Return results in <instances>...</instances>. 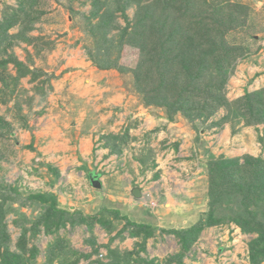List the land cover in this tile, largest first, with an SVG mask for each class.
I'll return each instance as SVG.
<instances>
[{
	"label": "rangeland",
	"instance_id": "obj_1",
	"mask_svg": "<svg viewBox=\"0 0 264 264\" xmlns=\"http://www.w3.org/2000/svg\"><path fill=\"white\" fill-rule=\"evenodd\" d=\"M236 1L247 4L249 16L243 28L227 35L229 42L233 41L244 48V54L239 55L229 69L223 89L226 97L231 100L243 96L246 92L264 87V0ZM90 2V0H37L35 11H42V15L40 20L34 24L36 28L29 34L41 35L51 42L50 49L45 52L46 62L44 63L46 65L41 59L36 60L38 66L47 67L49 72L51 71L53 78H56L54 73H59L68 63V60H64V56L69 51L73 52L72 58L78 60V63L87 64L96 69L84 47L93 39L82 28V15H80L91 11ZM6 5L17 7V2L16 0H0V16ZM126 12L129 17H132L134 7L128 8ZM117 21L120 26L125 24L123 17L118 18ZM16 30L13 28L11 32H16ZM13 50L22 60L25 51H32V48L21 42L14 46ZM120 62L133 67L137 62V50L127 45L124 46ZM9 67L14 72L12 65ZM103 73L106 74L103 80L107 79L105 85L110 92L112 94L120 92L124 97L121 104H112V107L108 106V108L99 105L107 100L109 94L106 93L107 95L102 96L101 99L95 98L97 106L101 107L100 111L94 112L92 102H89L90 104L86 107H83L86 103L83 105L77 103L75 110L87 111L85 115H82L84 118H79V115L69 112L63 113L59 110L61 107H55L50 110L55 117H50L48 120L53 126L55 124L51 122L52 120L56 121L57 117L62 119L59 125L61 133H58L59 138H57L59 141L63 140V137L73 139H75L74 136L81 137L82 135L92 137L94 147L85 160H82L83 156L79 154V148L75 150L76 153L74 149L65 152V156L69 159L76 156L80 164L85 162L86 166L83 169L96 168L98 172L100 171L97 178H101L102 186L97 188L91 185L86 174L80 171L83 169L78 162H76L77 165L71 163L63 165L65 173L74 172V177L65 176V173L60 175L59 165L55 163L60 160L58 156L62 155V152L55 151L54 160L50 157L49 149L43 146L50 135L47 136L45 133L47 125L45 115L41 116L45 111L44 107L49 105L46 96L53 89L42 95L33 86L37 82H30L29 76L28 78L22 77L20 80L19 90L24 88V92L20 93L16 99L11 97L12 102L0 103V182L17 186L24 195L35 191H45L49 188L48 190L57 197L59 207L66 210L73 211V208H78L84 211L85 205L89 203L93 205V208L89 209L88 214H94L97 209L101 208L110 210L107 212L110 214L116 209L120 215L127 213V217L156 226L158 228L156 236L153 240L149 239L147 250L141 251L139 255L162 264L163 260L170 259L169 256H175L180 247L174 235L161 233L159 229L173 226L187 227L208 209L206 165L209 153L215 156L223 154L227 157L244 154L264 156V124L245 125L240 119L238 122H226L221 127L210 126L213 120L223 115L224 112L220 109L207 121L198 119L192 124L179 115L175 120L170 121L162 109L145 106L140 101V95L134 92V79L130 73L122 76L114 69L103 70ZM72 75L65 77H72ZM42 77L38 78V81ZM65 77L62 78L63 83ZM59 89L62 90V88ZM98 93L96 92V95ZM41 107L43 108L39 110ZM18 112L26 116L25 118L21 116L24 122L16 115ZM91 113L94 116L90 115ZM147 119L151 120L147 121ZM25 123L29 126L28 129L25 128ZM74 125H76L75 128H73ZM233 128L235 132H232ZM126 132H128L127 144L118 147L119 151H109L101 160H98L97 155L100 148L110 149L105 146V137L109 134L124 135ZM77 141V139L74 140V144ZM53 148L55 150V147ZM109 155L114 157L111 163L107 161ZM137 157H146L147 162L154 161L151 163L155 165L141 170L142 165ZM54 169L59 171L57 175ZM156 174L157 177H155ZM75 175H81L82 178L79 179ZM162 176L165 179L156 184V190L150 189V193L146 186L154 181L158 183L157 180L159 178L161 180ZM71 178L72 181L69 180ZM165 185H168V189L172 191V196L175 195L173 204L183 202V200L188 203L190 209H187L190 210L192 217H184L187 220L186 224L181 221L183 219L181 215H187L186 210L181 213L172 211L167 215L163 207L160 210L158 200L166 190ZM135 186L141 187V198L133 196L131 190ZM182 188L191 192H185L188 193L185 197L176 196ZM189 194L190 197H188ZM88 197H92L93 201L88 200ZM13 206L17 207L18 204L14 202ZM19 209L31 218L38 213V209L24 207ZM15 217L13 213L6 217L12 249L16 247L15 242L21 231L11 222V219ZM120 217L119 222L124 216ZM60 234L70 246L81 252H89L91 255L93 254L92 245H107V247L98 246L100 253L92 255V257L100 256L103 261L108 260L107 250L123 253L131 245L123 241L118 243L116 237L111 236V233H108L98 223H95L92 229H88L84 224L73 229L67 226L65 229H60ZM31 235L32 231H29L28 237ZM252 237L254 234L242 233L234 224L209 227L200 233L192 246V251L183 257L181 263L174 259L171 262L172 264H248L247 242ZM31 238L29 245H37L40 249L32 264H45L43 251L52 237L41 232L36 235V238L35 236ZM92 260L94 258H91V261L81 259L77 264H95Z\"/></svg>",
	"mask_w": 264,
	"mask_h": 264
},
{
	"label": "trees",
	"instance_id": "obj_2",
	"mask_svg": "<svg viewBox=\"0 0 264 264\" xmlns=\"http://www.w3.org/2000/svg\"><path fill=\"white\" fill-rule=\"evenodd\" d=\"M90 1L91 11L80 14L82 28L93 39L84 45L88 58L98 69H114L122 76L130 73L134 92L140 95L145 106L162 109L170 121L177 115L192 124L198 119L207 121L220 109L223 115L210 126L221 127L240 119L245 125L264 124V87L232 100L223 90L229 69L244 54L243 46L229 42L227 35L247 23V4L236 0ZM16 2L17 7L4 6L0 16V103L12 102L11 97L16 99L24 92V88L19 90L22 77L29 76L30 82L36 81L33 86L42 95L52 90L53 76L35 65L37 58L46 62L45 52L51 42L41 35L29 34L36 28L34 24L40 20L42 11H35L37 0ZM130 7H134L132 17L126 12ZM121 17L125 21L122 26L117 21ZM13 28L16 32H11ZM21 42L32 48L25 51L22 60L13 50ZM126 45L137 50L133 67L120 62ZM16 115L24 122L26 116L20 112ZM127 134L107 135L105 146L110 147V152L119 151L118 147L127 144ZM137 159L141 170L155 165L151 163L154 161L147 162L146 157ZM206 166L208 209L187 227L159 229L161 233L174 235L180 247L175 256H169L162 264H172L173 259L181 263L204 229L231 224L242 233L254 234L247 242L248 264H264V156L227 157L209 153ZM58 172L54 169L56 175ZM48 189L24 195L17 186L0 182V264H32L40 249L29 245V241L41 232L52 237L43 251L45 264H77L100 253L98 246L107 247L92 245V255L78 251L68 244L60 229L67 226L73 229L81 224L92 229L98 223L111 233L121 222L119 211L107 214L110 210L105 208L87 214L80 209L66 210L59 207L57 197ZM14 202L17 207L13 206ZM22 207L38 209V213L34 218L28 217L19 209ZM10 213L16 215L11 222L21 230L14 249L10 247L7 231L6 217ZM122 220L124 223L115 237L127 231L130 237L140 241L123 253L107 250V261L100 256L92 261L95 264H161L139 255L146 251L147 240L156 236L158 228L126 216ZM29 231H32L31 237H28Z\"/></svg>",
	"mask_w": 264,
	"mask_h": 264
},
{
	"label": "crops",
	"instance_id": "obj_3",
	"mask_svg": "<svg viewBox=\"0 0 264 264\" xmlns=\"http://www.w3.org/2000/svg\"><path fill=\"white\" fill-rule=\"evenodd\" d=\"M72 57H73V52L69 51L68 54L64 56V60H68V63L64 65L65 67H63V69H61L59 71V73H54L56 78H52L51 82H50L53 90L49 94H47V96H46L47 102L50 106L48 105L46 108L44 107L45 111L42 113V116H41V117H43L45 115V118L47 121L45 133L47 136L50 135L46 144L43 146H46L45 148L49 149L48 151H49V153H51L50 157H52L54 160L56 158L55 157V153H56L55 151L62 152V155L58 156V158H60V160L58 161V163H55V164L59 165V169L61 170L60 175H64V173H65V168L63 165H68V163L77 165L76 162L79 163L78 158L76 156H73L71 159H69L68 157L65 156L66 155L65 152H67L71 149H74V153H76L77 151H75V150L77 148H79V150H80L79 154L83 156L82 160L83 159L85 160L87 158V156H89V153H90L91 149H93L94 145H93L92 140H91L92 137L89 135H82L81 137L74 136L75 139H73L71 137H63L62 138L63 140L59 141V139H57V138H59L58 135L61 133V129L59 128V125H60L62 119L57 117L56 121L52 120L51 122H53V124H55L52 126V124H50V122H48V120L50 119V117L54 118L55 116H54V114L51 113L50 110L55 109V107H61V108H59V110H61L63 113L69 112L72 114H76L77 116L79 115V118H84V117H82V115H85L87 111L83 110V111L78 112L79 109L75 110L74 107L77 103H79L81 105L86 103L85 105H83V107H86L87 104H90L89 102H92L91 105L92 106L94 105V112H96V111H100L101 107L97 106V100H95V98L101 99L102 96L104 97V95L109 94V95H107L108 97H107V100H105V103L103 102L102 104H99V105L104 106L105 108H108V106L112 107V104L119 105V104H121V102H123V99H124V97L121 95L120 92H115L114 94H112L110 92V90L106 87L105 84L107 82V79L103 80L104 77L106 76V74L103 73V70H100L97 67L95 69L94 67H91L90 65H87V64L81 65L80 63H78V60H75ZM72 62H75L76 64L72 63ZM35 65H37V60L35 62ZM74 66H77L78 68H76ZM71 67H73V68H71ZM43 70L52 76L51 71L49 72L47 67L43 68ZM73 70H74V72H72ZM70 74H73L72 77H65V76H68ZM62 75H64V76H62ZM63 77H65L64 83L62 82ZM27 78H28V76H27ZM27 80H25V82H28ZM59 88H62V90H60ZM96 92H99V93L96 95ZM35 103H36V99H35ZM68 104H69V106H68ZM62 107H64V109H62ZM42 108L43 107L39 108V110ZM90 115L94 116L93 113H91ZM150 120L151 119H147V121H150ZM72 123L73 122H71V124ZM75 126L76 125H74L73 128H75ZM78 129H80V128H78ZM68 135H69V133H68ZM77 135H78V133H77ZM76 139L78 141L76 144H74V140H76ZM53 147H55V150ZM109 151L110 150H108V148H104V147L100 148L99 152L96 151V153L98 152V155H97L98 160L99 159L101 160V158H103V156L105 154H108ZM44 152H46V151H44ZM107 161H109L110 163L113 162L114 157L112 158V156L109 155L107 157ZM80 166H81V169L85 168V166H86L85 162H81ZM80 171H83L86 174L88 181H89L90 175L99 176V174H100V171L98 172L96 170V168L95 169L94 168L93 169H87L86 168V169H83ZM73 175H74V172H72L71 174L65 173V176H68V177H74ZM81 175H75V177L77 176L79 179H81L82 178ZM163 179H165L164 176L161 177V180H160V178L157 180L158 183H156L155 181L151 182V185L149 184L148 186H146L147 190L149 192H150V189H152L153 191H154V189L156 190V188H155L156 184H159L161 181H163ZM69 180L72 181V178ZM143 181L145 182L146 180H143ZM89 183H90V181H89ZM165 189L166 190L161 194V199L158 200L160 203L159 204L160 210H162V207H163L165 209L166 215L171 213L172 211L181 213V211L186 210L187 215H185V216L181 215L183 217V219L182 220H181V218L179 219L182 221V223L186 224L187 220L184 219V217L185 218L192 217L190 215L191 212L189 210L190 207H188V203L185 202L186 200H183V202L180 201L176 204H173V197L175 195L172 196V193H171L172 191H170L168 189V185H165ZM185 192H191V191L185 190L182 188L180 193L176 196L185 197L188 194ZM151 196H152V194H151ZM190 196L191 195L189 194L188 197H190ZM91 199H92V197H88V200H91ZM92 201H93V199H92ZM81 207H83V206H81ZM90 208H93V205H89V203H87L85 205V209L83 212L88 214L90 212V210H89ZM187 208H189V209H187ZM76 209H78V208H73V210H76ZM98 210H100V209H97V211ZM114 210H116V209H114ZM126 214L120 215V212H119L120 216H126L127 217ZM127 218H129L130 220L135 221L137 223L141 222L140 220H137L135 218H130V217H127ZM121 222L119 225L118 224L116 225V229L113 230L110 234L111 236H115L116 232L122 227L124 220H121ZM173 227L177 228L178 226H173ZM178 228H183V227H178ZM115 239H117L118 243L123 241V243L125 242L128 245L131 244L130 247L127 248L128 250H131L135 246V242L140 241L138 238L130 237L127 231L123 232L122 237H116ZM126 239H128V241H126ZM149 239L153 240L154 238H149ZM149 239L147 240L146 250H147V246L149 245V242H148ZM178 247H179V245H178ZM100 251H101V249H100ZM85 253H87V252H85ZM91 258H95V257L91 256L89 258V261H91Z\"/></svg>",
	"mask_w": 264,
	"mask_h": 264
},
{
	"label": "water",
	"instance_id": "obj_4",
	"mask_svg": "<svg viewBox=\"0 0 264 264\" xmlns=\"http://www.w3.org/2000/svg\"><path fill=\"white\" fill-rule=\"evenodd\" d=\"M89 181L91 183V185H93L94 187L100 188L102 186V183L100 181L99 178H97L96 175H90L89 176ZM132 194L134 197L136 198H141L142 197V192H141V188L138 186H135L132 188Z\"/></svg>",
	"mask_w": 264,
	"mask_h": 264
}]
</instances>
